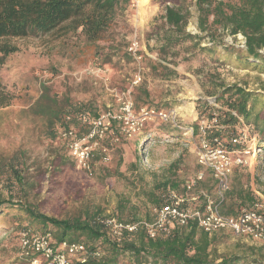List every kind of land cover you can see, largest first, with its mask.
<instances>
[{"label":"rangeland","instance_id":"374dc122","mask_svg":"<svg viewBox=\"0 0 264 264\" xmlns=\"http://www.w3.org/2000/svg\"><path fill=\"white\" fill-rule=\"evenodd\" d=\"M194 2L186 0L185 3L191 11L187 31L202 35L196 26L198 11ZM165 5L161 0H130L118 12L109 38L100 42L105 47L114 42L127 47L137 34L142 40L140 60L133 56L129 60L124 54L126 47H121L108 64H103L105 56L94 57L93 49L75 51L79 46L74 44H80L82 36L71 37L61 30L13 40L19 50L0 65V91L11 98L10 105L0 107V189H5L6 195L7 189H12L14 184L8 176L12 166H17L25 175L27 184L19 191L13 188V202L27 204L60 219L97 212L103 213L100 216L116 218V205L123 196L145 210L142 189L152 190L154 178H160L173 162L178 164L182 188L200 172L205 180H210L212 171L198 162L199 134L191 137V133L185 132L201 120L196 102L200 98L214 100L206 95L208 90L214 89L211 78L218 83L221 80L236 82L250 91L260 92L264 71L237 67L220 51H200L205 46L204 41L198 47L186 41L167 52L159 51L157 37L159 32L163 34L160 26ZM237 41L220 30L216 36L221 49ZM160 64L175 69L178 75L163 78L159 75L164 70ZM152 66H158V70L154 71ZM137 73L142 77L139 83L134 82ZM41 84L50 87L51 94L69 95L72 104L89 105L100 114L111 112L120 116L123 102L131 101L130 122L134 129L129 125L124 129L123 120L117 118L114 134L108 133L95 149L91 171L81 168L69 153L67 141L53 138L48 132L46 116L31 109L42 94ZM166 103L173 106L166 108ZM143 108L175 111L181 128L167 127L179 129L180 136L173 137L165 132L158 118H148L139 124ZM256 108V111L263 110L264 103L259 102ZM76 129L86 132L78 124ZM59 155L64 157L65 164L61 165ZM106 156L109 160H104ZM250 174H256L255 182L264 193V155L241 170L234 169L230 187L241 184L247 188ZM202 188L208 190L212 199H217L216 188L211 183ZM202 201L192 204L200 206ZM261 201L264 204V198ZM148 207L154 211L150 203ZM5 211L0 216V264H14L19 261V234L23 227L42 232L51 230L52 226L35 223L18 205ZM213 235L218 253L244 254L255 260L246 264H264V242L236 236L226 230Z\"/></svg>","mask_w":264,"mask_h":264},{"label":"trees","instance_id":"16d2710c","mask_svg":"<svg viewBox=\"0 0 264 264\" xmlns=\"http://www.w3.org/2000/svg\"><path fill=\"white\" fill-rule=\"evenodd\" d=\"M129 1L0 0V65H3L12 53L19 50L17 44L13 42L14 39L38 37L60 30L64 34H71V37H83L79 40L80 44H74L79 46L75 48L76 52L82 49H93L94 57L105 56L102 63L108 64L121 47L126 46L114 42V45L105 47L100 42L109 38L118 12L122 11ZM161 1L166 5L165 13L161 16L163 21L160 28L163 34L159 32V37H157L159 51L167 52L173 47L181 46L186 41H190L193 47H198L204 41L205 46L200 51L210 53L220 51L222 56L231 58L237 67L264 71V0H195L194 4L198 11L196 26L202 35L187 31L191 11L185 5L186 0ZM219 30L231 36L242 34L245 37V46L230 44L224 45L221 49L216 42ZM128 47L124 54L131 60L133 58L127 50ZM139 54L143 57L142 49ZM160 65L164 68L162 72H159L163 78L171 79L178 75L175 69ZM152 69L157 71L158 66H152ZM210 83L213 84L214 89L208 90L206 95L214 100L200 98L196 102L199 119L216 116L219 120L220 128H213L209 131V142L214 146L217 140H221L227 147L232 148L230 138L238 133V128L245 125L257 138L258 146L264 149V109L256 111L257 104L264 103V82L260 92L250 91L236 82L226 83L221 80L218 83L211 78ZM41 88L42 94L31 109L36 114L46 116L47 130L53 138H61L58 133L59 129L70 127L76 129L77 124L84 127L86 132L83 133H87L89 124L82 123L77 118V114L81 112L87 113L90 118H97L101 115L89 105L72 104L69 95L59 97L51 94L50 87L44 84H41ZM144 94L150 96L149 92L144 91ZM10 104L11 98L0 91V107ZM172 106L173 104L166 103L165 107L171 108ZM67 116L71 118L67 119ZM116 119H111L113 130L117 124ZM167 125L174 126L167 121L161 122V127L165 132L173 137L180 136L179 129L171 130ZM191 127L194 134L199 133L198 124H193ZM77 132L82 134L80 131ZM58 159L61 165L66 163L63 156L59 155ZM177 166L178 164L173 162L160 178H154L152 190L142 189L146 200L145 210H141L137 204L133 205L128 197L120 198L116 205L117 220L151 221L154 219V211L149 209V203L154 208H159L167 203L171 193L185 196L195 193L198 197L197 202L203 200V203L197 207L204 210L206 195H210L208 190L205 191L202 187L207 188L211 183V186L216 188L217 181L213 174L210 175V180L203 178L192 190L193 192H189L187 184L191 180L186 181L182 188ZM245 167L247 166H236L234 169L237 171ZM9 169L11 174L8 176L14 185L11 190L7 189V195L5 189H0V216L6 213V208L13 209L18 205L20 210L35 223L44 227L52 226L51 230L42 232L51 233L52 241L56 246L64 241L78 242L83 243L89 251L101 252L100 257L92 256L84 263L76 262L75 264H246L255 261L251 256L244 254L218 253L213 235L216 232L211 234L205 231L196 220L186 225L175 223L168 234H160L156 238L149 237L146 231L140 228L132 233L126 231L121 239H118L103 222L112 216H100L102 212L63 219L48 216L32 206L13 202L15 197L13 188L17 187L19 191L25 189L27 184L25 175L18 170L17 166L9 167ZM258 200H261L260 196L249 187L246 188L241 184L239 187L234 185L226 191L220 207L223 213L236 215L243 208L253 206Z\"/></svg>","mask_w":264,"mask_h":264},{"label":"built area","instance_id":"2783aa9c","mask_svg":"<svg viewBox=\"0 0 264 264\" xmlns=\"http://www.w3.org/2000/svg\"><path fill=\"white\" fill-rule=\"evenodd\" d=\"M233 37L238 40L237 46H245V37L242 34ZM140 49H142V40L136 34L130 42L128 51L136 60H140L142 58L139 54ZM141 79V74L137 73L134 82L139 83ZM132 108V102L127 101L123 102V114L120 116L111 112L103 113L97 118H90L85 112L77 114L78 120L89 124L87 133L80 134L74 127L59 129L60 137L67 140L69 153L79 167L91 171L92 159L100 140L108 133L114 134L112 118L123 120L124 129L127 125L134 129L130 122L133 115ZM70 118L71 116H67V119ZM148 118H158L181 128L175 111L143 108L140 111L138 123L142 125ZM198 127L200 136L197 145L198 162L201 166L209 168L217 181V201L202 192L207 199L204 210H201L194 206L195 203L192 204L198 200L196 195L185 196L171 193L167 203L154 208V219L151 221L124 222L113 217L105 219L103 222L118 239H121L124 232L132 233L140 228H143L149 237L156 238L160 234H168L175 223L186 225L196 220L201 228L211 234L226 230L236 236L264 242V204L261 200L251 207L243 208L236 215L225 214L220 209V203L224 200L226 191L230 189V179L234 168L249 166L253 160L261 159L262 149L258 146L257 138L251 134L248 126L244 125L238 128V133L230 138L232 148L227 147L221 140H217L213 146L208 140V135L213 128H220L218 118L215 116L202 119ZM182 129L186 128L182 127ZM185 132L191 133V137L194 135L193 128H187ZM104 160H109V157H104ZM203 177V172L198 173V176L187 184V190L193 192L192 190ZM92 256L100 257L101 252L89 251L83 243L78 242L64 241L56 246L52 241L51 233L24 228L19 234V261L14 264H75L76 262L84 263Z\"/></svg>","mask_w":264,"mask_h":264},{"label":"crops","instance_id":"0c3cea01","mask_svg":"<svg viewBox=\"0 0 264 264\" xmlns=\"http://www.w3.org/2000/svg\"><path fill=\"white\" fill-rule=\"evenodd\" d=\"M262 155H264V151L262 152ZM255 175L256 174H250V183H249V188L251 189V190H253L254 191V193L255 194H258L259 196H260V198H264V193H262V190H261V186H260V184H259V186H258V184L255 182Z\"/></svg>","mask_w":264,"mask_h":264},{"label":"bare ground","instance_id":"6f19581e","mask_svg":"<svg viewBox=\"0 0 264 264\" xmlns=\"http://www.w3.org/2000/svg\"><path fill=\"white\" fill-rule=\"evenodd\" d=\"M147 0H143V2H146Z\"/></svg>","mask_w":264,"mask_h":264}]
</instances>
